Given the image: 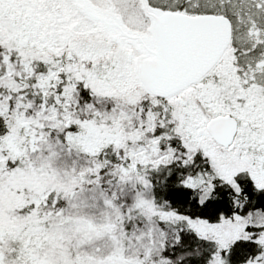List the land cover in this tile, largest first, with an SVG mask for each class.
<instances>
[{"label": "snow or ice", "instance_id": "snow-or-ice-1", "mask_svg": "<svg viewBox=\"0 0 264 264\" xmlns=\"http://www.w3.org/2000/svg\"><path fill=\"white\" fill-rule=\"evenodd\" d=\"M0 264H264V0H0Z\"/></svg>", "mask_w": 264, "mask_h": 264}]
</instances>
